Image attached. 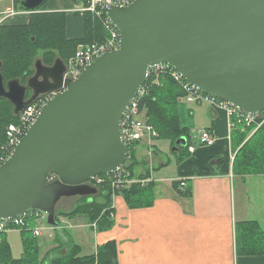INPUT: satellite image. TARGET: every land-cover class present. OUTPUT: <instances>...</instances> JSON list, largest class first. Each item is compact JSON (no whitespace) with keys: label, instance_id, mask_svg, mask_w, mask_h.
<instances>
[{"label":"water","instance_id":"95a60500","mask_svg":"<svg viewBox=\"0 0 264 264\" xmlns=\"http://www.w3.org/2000/svg\"><path fill=\"white\" fill-rule=\"evenodd\" d=\"M45 2L20 5L33 14ZM102 13L120 34L119 49L75 81L63 80L65 64L56 59L51 66L37 60L25 85L5 82L0 62V99L15 116L39 95L66 88L42 107L0 167V219L39 211L61 231L58 202L96 195L87 183L125 165L121 122L150 68L170 65L205 95L250 115L264 113V0H136L125 8L104 6ZM185 144V138L176 142ZM52 174L58 180L47 184Z\"/></svg>","mask_w":264,"mask_h":264},{"label":"crops","instance_id":"0c3cea01","mask_svg":"<svg viewBox=\"0 0 264 264\" xmlns=\"http://www.w3.org/2000/svg\"><path fill=\"white\" fill-rule=\"evenodd\" d=\"M77 5L75 0L45 2L47 13L66 15L68 39L84 36L83 17L75 12ZM7 10L20 12L7 24L29 23L30 13L16 0H0V16ZM177 111L180 126L189 130L190 143L196 145L195 111L180 98ZM202 117V127L206 128L199 129L209 130L216 137L213 146L197 147L182 161L176 156L175 169L172 160L165 161L156 147L147 163L138 165V171H144L150 183L156 184L153 205L132 209L121 195H115L114 225L105 231H98L95 224H86L83 218L68 222L64 219L65 225L60 226L61 231L56 230V237L40 244L41 258L47 260L60 250L65 253L71 243L80 247L81 256H91L99 247L114 242L117 264H264V253L238 254L236 231L237 224L243 222H256L264 231V173L235 170L240 147L234 146L225 110L207 106ZM177 182L178 188L174 186ZM181 183L185 187L181 188ZM187 190L191 191L188 197L184 196ZM63 199L72 200L61 199L56 211L70 212L72 208L65 207L73 198ZM87 229L90 232L85 234Z\"/></svg>","mask_w":264,"mask_h":264},{"label":"trees","instance_id":"16d2710c","mask_svg":"<svg viewBox=\"0 0 264 264\" xmlns=\"http://www.w3.org/2000/svg\"><path fill=\"white\" fill-rule=\"evenodd\" d=\"M16 1L20 5L22 0ZM75 2L79 4V0ZM83 24L84 36L80 39H68L65 32L66 15L47 13L44 4L38 12L30 14L28 24L0 26V62L5 82L17 79L24 85L25 81L32 77L33 65L37 60H41L46 66H51L56 59L65 63L75 53L79 44L103 40L104 30L99 19L86 13L83 16ZM53 52H57L59 56L54 57ZM39 53L42 57L37 59ZM147 83L150 84L149 95L140 102L139 110L147 111V122L157 131V139L167 140L173 148L177 147L174 152L178 153L179 161H182L189 154L188 147L191 144L189 130L180 126L177 111L178 99L184 93L168 75L162 76L157 85L152 84L151 77ZM29 97L30 94L27 99ZM16 120L12 105L0 99V150L5 143L6 128ZM232 122V141L236 149L240 147L234 161L235 170L245 174L264 173V126L249 137L254 126L237 124L234 117ZM180 138L186 139V145L183 147L176 145ZM136 166L137 162L134 160L125 166V169L134 175ZM141 178L146 179L147 175ZM155 186V183L146 186L137 184L115 195H121L132 209L150 207L155 200ZM174 186L178 188V182L174 183ZM97 189L98 193L94 196L79 197L80 202L70 212L56 213L55 220L83 218L86 224L95 223L98 231L111 229L114 225V209L111 206L113 193L108 187ZM190 194L191 191L187 190L184 196L188 197ZM97 196H102L104 202H97ZM236 231L238 254L264 253V231L256 222L238 223ZM20 234L23 254L20 258H14L11 246L3 235L0 242V264H117V248L114 242L99 247L97 253L91 256H81L80 247L71 243L65 253L60 250L52 254L48 261L41 258V246L30 231H21ZM57 240H60L59 236Z\"/></svg>","mask_w":264,"mask_h":264},{"label":"built area","instance_id":"2783aa9c","mask_svg":"<svg viewBox=\"0 0 264 264\" xmlns=\"http://www.w3.org/2000/svg\"><path fill=\"white\" fill-rule=\"evenodd\" d=\"M136 0H79L75 12L79 16H84L86 13H90L94 18L100 20L102 28L104 30V38L102 41H96L93 43L85 44L81 43L76 48V53L73 58L66 61L65 72L63 80L75 81L82 74L84 68L98 59L101 55L113 51H117L120 46V34L118 30L112 25L108 18L102 13L104 6H115L125 8L130 6ZM3 18H0V26L3 21L8 17L19 15L15 10H7ZM160 75H169L184 91L185 95L182 100L186 103H192L196 98H205V101L211 102L214 106L226 111L230 124L229 127L232 130L234 124L232 118L236 119L237 124L244 126H255V131L261 126L259 119L264 118V113L257 115H250L244 113L238 108L216 98L210 97L202 93L195 86L188 83L173 67L166 64H161L156 67L150 68L148 72L147 81L150 77H154V83H157ZM145 82L139 89V92L135 99L131 102L126 113L123 116L121 122V136L128 149V145L134 142L140 141L146 132H151L152 129L136 121V116L140 113V102L147 96L148 83ZM66 88L63 87L58 91L39 95L30 105L26 106L17 116L15 123L10 124L6 129L7 142L3 146L0 153V167L10 158L17 144L25 136L30 126L36 121L37 116L40 113L42 107L53 98L65 92ZM184 101V102H185ZM153 136H157V133L152 131ZM197 141L196 145L193 143L189 145L188 152L190 154L195 152L197 146L210 147L216 142V137L209 131L199 129L196 132ZM152 155V152H151ZM151 157V156H150ZM126 173L123 168L117 170L115 173L106 176H96L90 180L87 184L92 187H99L101 184L106 183V179H109V185L116 192H120L126 189L128 186L137 183L141 186H146L151 182L150 178L142 179L140 181H131L127 179ZM58 180V177L54 174L48 175L46 183L51 184ZM181 188L185 187V183H181ZM114 191V192H115ZM46 215L39 211H30L22 217L14 219H0V241L1 237L10 231H30L34 238L42 236L43 232L47 230L41 223L45 220ZM31 221L35 222L31 224Z\"/></svg>","mask_w":264,"mask_h":264},{"label":"rangeland","instance_id":"374dc122","mask_svg":"<svg viewBox=\"0 0 264 264\" xmlns=\"http://www.w3.org/2000/svg\"><path fill=\"white\" fill-rule=\"evenodd\" d=\"M18 13L20 14V12H18ZM3 17H4V15H1L0 16V18H3ZM13 17H15V16H13ZM10 18L7 17L3 21L4 25H10V24H7L8 20ZM75 53H76V50H75ZM75 53L68 60H70L71 58H73L75 56ZM53 55H54V57L59 56V54L57 52H53ZM41 57H42V54L39 53L38 56H37V59H40ZM33 70H34V65H33ZM34 72H35V70H34ZM33 75H34V73H33ZM162 76H165V75H160L158 77L157 83H155L156 85L158 84L159 79ZM151 78H152V84H154V77L152 76ZM27 80L25 81V84H26ZM149 85H148V90H147L148 91L147 92V96L149 95V89H150L149 88ZM183 93H184V91H183ZM184 96H186L185 93L182 95V97H180L181 101L184 104L189 105L195 111V115H194L195 116V127L197 128V130H199V128H206V127H202L203 124H204V119H203L202 116H203L205 110L207 109V106H212L213 107L214 105L211 102L205 101V98H201V97L200 98H196L195 97V101L194 102H192V103H186L185 100H182ZM135 118H136V121H139L142 124H145V125L149 126L152 129V131H154V132L157 133V131L154 129V127L151 126V125H149L148 122H147V111H140V113ZM259 123L261 124V126L259 128L263 127L264 126V118L259 119ZM252 129H254V130H252L250 132L249 137H251L254 134V132H256L255 131V129H256L255 126ZM204 130H206V129H204ZM152 131L150 133L149 132H146L145 135H144V137L140 141L134 142L131 145H128V149H127V160L125 162V165L123 166V170L127 174L126 175L127 179H129L131 181L137 182V181H140V180L143 179L141 177L142 176H145V172L144 171H141V170L138 171V165L139 164H142V163H145L146 164L147 161H148V159H149V157L151 156V152H152V155L154 154V151H155V148L156 147L158 149V153L160 154V156L162 155L163 156V159L165 161H168L169 159H171L172 160V168L173 169L176 168V165L174 163V160H175L174 158L176 156H178V154L173 151L174 148L170 145V142L169 141H167V140H158L157 139L158 134L155 137V136H153ZM195 132H197V131H195ZM191 136L193 138L192 133H191ZM4 142L5 143L3 144V146L6 145V142H7L6 130H5V141ZM192 143H193V141H192ZM3 146H2V148H3ZM197 147H206V146H197ZM2 150L3 149L0 150V153L2 152ZM134 160H136L137 166L135 168L134 175H131L130 172H127V170L125 169V166L129 165ZM164 173H166V171ZM168 176H170V174L169 175H166L163 179H166ZM109 182H110V180L109 179H106V183L101 184L99 187H108V188H110V190L113 193L112 196L115 197V194L117 192L112 189L111 185H109ZM165 184H168V183L166 182ZM134 185H137V183H134V184L128 186L126 189H128V188H130V187H132ZM113 197H112V201H113ZM72 198H73V201H68V202H70V205H68V207H65V209L72 208V210H73L78 205V203L80 202L79 201L80 200L79 197H72ZM62 200H64V199H62ZM65 200H72V199H65ZM64 201H62V202H64ZM96 201L99 202V203H102V202H104V199H103L102 196H97ZM60 204L62 205L63 203H60ZM61 205H59V206H61ZM112 205H113V202H112ZM56 213H61V212H57L56 211L55 212V215H56ZM113 213L115 214V212H113ZM102 214H104V211L102 212ZM114 214H113V216H114ZM64 219L65 218H59V221H57L59 223V226H61V225L64 226L65 225L64 224V221L65 220H66V222L73 220V219L72 220H70V219H65L64 220ZM31 223H33V226L35 225V222L34 221H31ZM41 225L44 226V227H46L47 230H45L43 232L42 236H40L39 238H37V241H38L39 244H41V245L43 244L44 245V244H47V242H50L51 241V237L52 236L54 238L56 237V233L55 232H56L57 229L56 228H52L47 223V218H45V220L41 223ZM87 231H88V229L86 230V233L85 234H87ZM88 232H90V231H88ZM6 234H5L6 235V241L11 246V253H12L13 257L14 258H20L21 255L23 254V251H22V243H21V238L22 237H21L20 231H13L12 230V231H10V232H8ZM86 238H87V236H85L84 238H82V240H85Z\"/></svg>","mask_w":264,"mask_h":264}]
</instances>
